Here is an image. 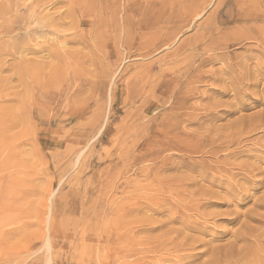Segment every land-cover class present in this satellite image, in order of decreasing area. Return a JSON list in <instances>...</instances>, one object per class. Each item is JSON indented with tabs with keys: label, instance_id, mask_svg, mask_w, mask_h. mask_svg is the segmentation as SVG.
I'll use <instances>...</instances> for the list:
<instances>
[{
	"label": "rangeland",
	"instance_id": "1",
	"mask_svg": "<svg viewBox=\"0 0 264 264\" xmlns=\"http://www.w3.org/2000/svg\"><path fill=\"white\" fill-rule=\"evenodd\" d=\"M262 114L264 0H0V264H264Z\"/></svg>",
	"mask_w": 264,
	"mask_h": 264
},
{
	"label": "bare ground",
	"instance_id": "2",
	"mask_svg": "<svg viewBox=\"0 0 264 264\" xmlns=\"http://www.w3.org/2000/svg\"><path fill=\"white\" fill-rule=\"evenodd\" d=\"M260 116H261V115H260ZM261 117H264L263 114H262ZM258 119H259V118H258ZM258 184H259V183H258ZM227 185H228V184H227ZM227 185H225V186H227ZM228 186H229V185H228ZM230 187H231V186H230ZM241 187H242V186H241ZM226 188H227V187H226ZM229 189H230V188H229ZM232 189H233V187H232ZM232 189H231V190H232ZM235 190H236V189H235ZM239 190H240V189H239ZM248 190H249V189H246V192H247ZM229 192H231V191H229ZM233 192H234V191H233ZM240 192H241V191H240ZM248 192H249V191H248ZM235 193H236V191H235ZM235 193H234V195H235ZM227 194H228V193H227ZM231 194H232V193H231ZM211 195H212V194H211ZM243 195H244V194H243ZM249 195H251V194H249ZM229 196H230V195H228V197H229ZM237 196H238V195H237ZM239 196H240V195H239ZM247 196H248V195H247ZM231 197H232V195H231ZM243 198H244V197H243ZM239 199H240V198H239ZM239 199H238V200H239ZM229 200H230V199H229ZM231 200H232V199H231ZM233 200H235V199H233ZM240 200H241V199H240ZM261 200H262V199H261ZM200 202H201V201H200ZM200 202H199V203H200ZM232 202H233V201H232ZM236 203H237V201H236ZM258 204H259V203H258ZM193 205H194V204H193ZM260 205H261V204H260ZM262 205H263V204H262ZM262 205H261V206H262ZM194 206H195V205H194ZM258 206H259V205H258ZM261 206H260V207H261ZM196 207H197V206H196ZM263 208H264V207H263ZM193 209H194V207H193ZM257 210H258V209H257ZM259 210H260V209H259ZM191 211H192V210H191ZM181 214H182V213H181ZM179 215H180V213H179ZM186 216H187V214H186ZM180 217H181V215H180ZM183 217H184V216H183ZM180 219H181V218H180ZM184 222H186V221H184ZM187 223H188V222H187ZM184 224H186V223H184ZM185 227H186V225H185ZM187 228H188V227H187ZM245 239H246V237H245ZM246 242H247V241H246Z\"/></svg>",
	"mask_w": 264,
	"mask_h": 264
}]
</instances>
